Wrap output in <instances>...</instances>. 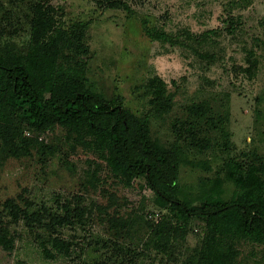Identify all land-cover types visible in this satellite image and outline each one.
Instances as JSON below:
<instances>
[{
  "label": "rangeland",
  "instance_id": "1",
  "mask_svg": "<svg viewBox=\"0 0 264 264\" xmlns=\"http://www.w3.org/2000/svg\"><path fill=\"white\" fill-rule=\"evenodd\" d=\"M36 1L0 0V54L26 53ZM48 1L57 10V26L69 37L81 32L87 52L74 55L63 49L57 69H77L87 88L108 99L120 96L137 119L150 108L148 80L157 76L166 83L172 107L149 118V137L168 148L180 145L177 183L193 205L200 204L203 184L216 178L222 181L221 196L231 198L235 187L227 180L226 164H233L235 172L264 165V0H123L131 14L107 7L106 0ZM148 27L182 40L187 38L183 32H189L198 54L152 41ZM251 51L256 68L249 75L244 70ZM18 130L17 154L0 133V214L9 198L21 206L29 200L53 209L71 201L85 214L80 223L58 230L72 250L53 259L43 256L22 221L12 223L13 248L0 246V264H190L197 255L207 230L194 218L184 233L177 232L166 254L163 248L145 246L150 225L170 215L156 205L142 178L126 185L61 126L34 132L22 124ZM37 142L54 154L42 158ZM233 243L237 254L232 264H264L263 244Z\"/></svg>",
  "mask_w": 264,
  "mask_h": 264
},
{
  "label": "trees",
  "instance_id": "2",
  "mask_svg": "<svg viewBox=\"0 0 264 264\" xmlns=\"http://www.w3.org/2000/svg\"><path fill=\"white\" fill-rule=\"evenodd\" d=\"M105 5L132 13L123 0H106ZM56 11L48 0H37L31 8L26 53L0 54V133L4 144L14 154L21 151L15 140L22 124L34 132L61 126L104 159L111 172L126 185L142 178L155 196L156 205L167 209L170 215L150 225L145 246L156 251L164 250L166 254L171 240L178 237L177 232L184 233L193 218L204 222L207 232L190 264H232L237 254L233 241L237 239L264 245V165L235 172L233 164H226L227 180L235 187L231 198L225 200L221 196L222 181L216 178L203 184L200 204L193 205L177 183L183 161L180 145L173 143L168 148L149 137V118L162 116L172 107L173 95L167 92L166 83L157 76L148 80L150 108L143 119H137L120 96L108 99L87 88L77 69H57L56 61L63 49L72 50L74 55L87 52L81 43V32L69 37L57 26ZM146 33L152 41L186 47L198 54L191 44L193 36L187 31L183 32L186 40L151 27L146 28ZM253 54H248V67L244 70L249 75L256 68ZM184 130L191 140L195 139L191 130ZM37 152L47 158L55 151L37 142ZM84 214L71 201L58 202L53 209L45 205L36 207L29 200L21 206L9 198L0 214V246L4 250L13 248L10 225L22 221L36 237L45 258L69 256L72 244L60 238L58 230L80 223Z\"/></svg>",
  "mask_w": 264,
  "mask_h": 264
}]
</instances>
